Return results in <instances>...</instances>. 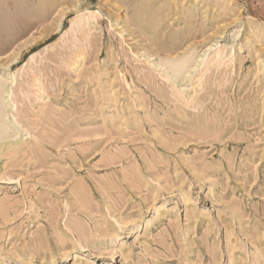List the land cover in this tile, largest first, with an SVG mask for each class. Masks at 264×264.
Listing matches in <instances>:
<instances>
[{
    "label": "rangeland",
    "instance_id": "374dc122",
    "mask_svg": "<svg viewBox=\"0 0 264 264\" xmlns=\"http://www.w3.org/2000/svg\"><path fill=\"white\" fill-rule=\"evenodd\" d=\"M0 264H264V0H0Z\"/></svg>",
    "mask_w": 264,
    "mask_h": 264
},
{
    "label": "bare ground",
    "instance_id": "6f19581e",
    "mask_svg": "<svg viewBox=\"0 0 264 264\" xmlns=\"http://www.w3.org/2000/svg\"><path fill=\"white\" fill-rule=\"evenodd\" d=\"M260 1V0H259ZM49 2V1H48ZM146 5V4H145ZM33 6V5H32ZM48 6V5H47ZM124 6V5H123ZM149 7V6H148ZM88 8V7H87ZM151 8H152V6H151ZM21 9V8H20ZM89 10V9H88ZM38 12V11H37ZM139 12V11H138ZM34 14V13H33ZM82 15V14H81ZM144 15V14H143ZM151 18V17H150ZM142 19V18H141ZM20 20V19H19ZM138 20H140V19H138ZM77 23V22H76ZM85 24V23H84ZM73 26V25H72ZM152 27V22H150V25H149V28H150V30L152 29L151 28ZM141 28V27H140ZM148 28V29H149ZM145 35V34H144ZM36 53H32L31 54V57H33L34 55H35ZM7 85V84H6ZM10 85V84H9ZM8 92H9V87H7L6 89H5V93H6V96L4 97L5 99H6V106L7 107H9L10 105H9V101H8V96L10 95V93H9V95H8ZM12 94V93H11ZM8 95V96H7ZM10 97V96H9ZM7 111V110H6Z\"/></svg>",
    "mask_w": 264,
    "mask_h": 264
}]
</instances>
